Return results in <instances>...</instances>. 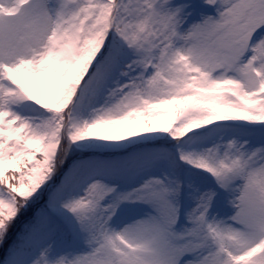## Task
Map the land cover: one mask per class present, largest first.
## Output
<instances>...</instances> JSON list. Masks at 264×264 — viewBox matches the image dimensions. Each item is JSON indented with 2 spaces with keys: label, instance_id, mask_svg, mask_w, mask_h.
Here are the masks:
<instances>
[{
  "label": "snow or ice",
  "instance_id": "obj_1",
  "mask_svg": "<svg viewBox=\"0 0 264 264\" xmlns=\"http://www.w3.org/2000/svg\"><path fill=\"white\" fill-rule=\"evenodd\" d=\"M0 250L264 264V0H0Z\"/></svg>",
  "mask_w": 264,
  "mask_h": 264
},
{
  "label": "rangeland",
  "instance_id": "obj_2",
  "mask_svg": "<svg viewBox=\"0 0 264 264\" xmlns=\"http://www.w3.org/2000/svg\"><path fill=\"white\" fill-rule=\"evenodd\" d=\"M31 214V213H30ZM30 214H28V215H30ZM27 219V216H26V218H23L22 220H21V222H20V224L18 225V227L16 228V230H15V233H16V231H18L19 230V228H20V226L23 224V222H24V220H26ZM15 233H14V236H15ZM12 240V239H11ZM11 240H9V243H11ZM5 247H7V245L5 246ZM1 252H2V255H0V259H2L3 258V250H1Z\"/></svg>",
  "mask_w": 264,
  "mask_h": 264
},
{
  "label": "trees",
  "instance_id": "obj_3",
  "mask_svg": "<svg viewBox=\"0 0 264 264\" xmlns=\"http://www.w3.org/2000/svg\"><path fill=\"white\" fill-rule=\"evenodd\" d=\"M29 214H30V213H29ZM23 218H26V216L21 217L20 220H18L17 225H16V228L18 227V225L20 224V222H21V220H22ZM16 228L13 229L12 235L10 236V239H9V240H11L12 238H14V233H15ZM0 255H2L1 250H0Z\"/></svg>",
  "mask_w": 264,
  "mask_h": 264
}]
</instances>
